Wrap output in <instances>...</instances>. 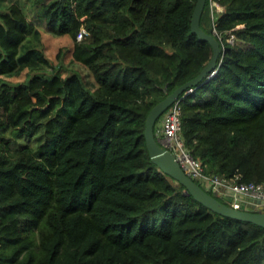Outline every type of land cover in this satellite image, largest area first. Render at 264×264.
<instances>
[{
  "label": "trees",
  "instance_id": "trees-1",
  "mask_svg": "<svg viewBox=\"0 0 264 264\" xmlns=\"http://www.w3.org/2000/svg\"><path fill=\"white\" fill-rule=\"evenodd\" d=\"M29 1L79 69L0 0V264H264V227L195 200L145 145L149 110L212 55L196 0ZM212 1L200 26L237 42L182 97L181 134L208 173L262 182L264 0Z\"/></svg>",
  "mask_w": 264,
  "mask_h": 264
},
{
  "label": "water",
  "instance_id": "water-1",
  "mask_svg": "<svg viewBox=\"0 0 264 264\" xmlns=\"http://www.w3.org/2000/svg\"><path fill=\"white\" fill-rule=\"evenodd\" d=\"M206 0H196L192 11L190 29L201 40L207 41L212 47V55L201 71L192 79L184 82L168 93L164 98L157 102L148 112L145 118L144 138L145 145L152 162H154L164 173L177 180L184 186L185 191L195 200L205 205L210 210L224 216H228L243 221H248L264 227V209L259 211L238 210L222 202L214 195L203 189L196 181L190 178L182 169L173 153L163 148L154 136V126L161 114L181 95H186L193 89L208 79L209 74L219 68L218 60L223 54L220 41L211 33H207L200 26V18ZM261 202V201H257Z\"/></svg>",
  "mask_w": 264,
  "mask_h": 264
},
{
  "label": "built area",
  "instance_id": "built-area-1",
  "mask_svg": "<svg viewBox=\"0 0 264 264\" xmlns=\"http://www.w3.org/2000/svg\"><path fill=\"white\" fill-rule=\"evenodd\" d=\"M210 1L211 15L214 11L221 10L216 2ZM86 33L85 29L78 34V39ZM214 36L220 41L224 50L225 43L235 44L237 39L232 31L223 35L215 28ZM221 58L218 64L220 65ZM218 68L211 71L209 77L215 75ZM179 96L158 118L154 126V136L159 144L174 154L185 173L196 181L203 189L222 202L238 210L259 211L264 209V181L254 183H241L237 181L238 175L226 178L221 175L211 174L202 165L185 145L181 134V99ZM261 201V202H257Z\"/></svg>",
  "mask_w": 264,
  "mask_h": 264
},
{
  "label": "rangeland",
  "instance_id": "rangeland-1",
  "mask_svg": "<svg viewBox=\"0 0 264 264\" xmlns=\"http://www.w3.org/2000/svg\"><path fill=\"white\" fill-rule=\"evenodd\" d=\"M43 47L45 50V53L48 57L53 59L54 62H57L56 55L59 53V51H62V57L61 60H63V63H65L70 70L72 69H79V66L72 61L71 56V48H72V41L68 36H54V35H46L45 40L43 42ZM24 71L15 75L13 78L14 80H21L24 78ZM22 142L21 140H18L17 143Z\"/></svg>",
  "mask_w": 264,
  "mask_h": 264
},
{
  "label": "crops",
  "instance_id": "crops-1",
  "mask_svg": "<svg viewBox=\"0 0 264 264\" xmlns=\"http://www.w3.org/2000/svg\"><path fill=\"white\" fill-rule=\"evenodd\" d=\"M17 1L19 2V4H21V6H23L25 8V10L27 12L28 20L33 25H35V27L37 29H39V31H40V40H41L42 43L44 42L46 35H53V34H51L50 32L47 31V29L45 27V23H44V21L42 19L34 17V10H33L34 8L32 9V6H31L32 4H31V2L29 0H17ZM221 10H222V8H221ZM221 10H219V11H221ZM54 36H56V35H54ZM23 71H24V75H25V73L28 71V69L26 68ZM14 77L15 76H13L11 78L13 79ZM24 78H25V76H24ZM23 79H21V80H23ZM16 81H18V80H16Z\"/></svg>",
  "mask_w": 264,
  "mask_h": 264
}]
</instances>
